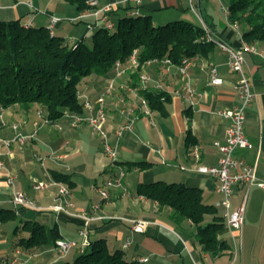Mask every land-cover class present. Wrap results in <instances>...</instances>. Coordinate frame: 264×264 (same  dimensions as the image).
Masks as SVG:
<instances>
[{
	"label": "crops",
	"instance_id": "0c3cea01",
	"mask_svg": "<svg viewBox=\"0 0 264 264\" xmlns=\"http://www.w3.org/2000/svg\"><path fill=\"white\" fill-rule=\"evenodd\" d=\"M117 1L98 0L97 7ZM226 6L227 0H141L139 5L117 4L113 10L114 14L124 13L121 9L126 7L128 14L135 11L151 15L155 25L189 22L203 30L206 28L217 41L239 46L245 27L238 23L239 28L235 29L234 22L224 11ZM76 14L75 6L65 0H0V21L20 19L25 24L47 27L51 16H57L62 20L54 25L55 35L73 41L87 40L96 27V18L89 16L79 22L66 20ZM111 17L115 24L116 16ZM254 44L258 53H245L243 65L256 94L246 110L244 122V132L251 146L235 149L234 156L253 164L257 182L264 183V43ZM189 60L185 76L179 72L178 65L151 60L115 78V88L104 96L105 130L109 141L117 147L115 159L105 153L101 137L87 123L73 127L66 116L44 122L38 117L41 110L38 104L0 106L2 138L12 139L17 131L31 133L34 122L38 123L35 137L23 145L0 146V159L4 163L0 168V209L14 210L16 216L0 218V264H61L72 261L80 252L79 244L64 256L54 244L33 248L19 244V239L30 235L21 227L25 220L39 222L46 230L57 225L59 238L80 241L77 232L81 220L49 210L57 194L56 187L40 192L33 188L36 182L53 178L52 171L68 174L74 182L70 198L73 212L87 211L104 217L91 221L89 239H105L110 250H123L129 261L139 264H264V188L257 184L249 189L244 186L237 189L233 208L248 193L243 229L240 234L225 226L219 239L227 248L217 255L203 250L190 220L175 222L169 208L159 207L155 201L136 193L139 184L176 182L201 189L205 204L215 206L220 200L215 191L216 179L200 173L198 168L218 164L219 153L214 142L224 141L229 124L221 112L239 103L234 87L239 75L231 70L227 56L215 42ZM210 64L217 67L220 84L209 82ZM143 75L148 77L144 83L140 79ZM114 76L113 67L105 74L83 78L78 85L80 99L96 98L102 93L104 82ZM187 82L193 92L190 95L186 90ZM144 89L161 90L170 96L166 114L156 110H152L151 116L143 113L140 91ZM121 109H124L123 114ZM129 120L131 130L118 138L115 130ZM13 124H17V131L12 128ZM195 146L197 158L193 155ZM140 161L149 162L150 166L139 169L125 164ZM121 170L124 171L121 184L110 186L107 199H103L98 187ZM7 174L13 177L12 185L7 184ZM14 192L24 193L37 208L26 209L14 204ZM215 207L222 214V210ZM133 219H146L150 224L145 232L134 233L130 229ZM17 226L20 227L15 231ZM127 238L131 242L124 248ZM143 257L147 261L140 262Z\"/></svg>",
	"mask_w": 264,
	"mask_h": 264
},
{
	"label": "trees",
	"instance_id": "16d2710c",
	"mask_svg": "<svg viewBox=\"0 0 264 264\" xmlns=\"http://www.w3.org/2000/svg\"><path fill=\"white\" fill-rule=\"evenodd\" d=\"M65 1L75 6L77 13L98 8L89 3L91 0ZM227 7L229 20L245 27L242 37L246 42L264 43V0H227ZM121 10L124 13L114 14V10L109 13L116 16L114 27L97 25L89 42L82 39L69 43L51 34L45 26L28 25L20 19L0 21V106L38 104L44 118L57 121L67 112H82L78 85L83 78L109 72L116 61H126L134 50L139 66L163 58L179 65L183 58L201 54L213 44L200 40L204 30L189 22L155 25L151 15H131L126 7ZM140 94L151 110L167 113L170 96L166 92L144 89ZM125 164L139 169L150 166L146 161ZM52 176L70 188L74 185L68 174L52 171ZM136 193L155 201L159 207L169 208L173 221L190 220L204 251L217 255L227 248L219 239L225 227L224 217L214 205L202 201L201 189L155 181L139 184ZM0 216L1 220L16 217L14 210L5 209H0ZM22 224L30 234L19 239V244L26 248L55 245L59 238L57 225L46 230L36 221L25 220ZM61 264L139 263L127 260L123 250H110L105 239L98 238L89 239L88 245L72 261Z\"/></svg>",
	"mask_w": 264,
	"mask_h": 264
},
{
	"label": "built area",
	"instance_id": "2783aa9c",
	"mask_svg": "<svg viewBox=\"0 0 264 264\" xmlns=\"http://www.w3.org/2000/svg\"><path fill=\"white\" fill-rule=\"evenodd\" d=\"M140 2L141 0H119L113 3H106L103 6L95 8L93 10L78 12L72 17H67L66 20L70 22H77L86 19L89 16H93L96 18V26L98 24L105 26L108 29H111L114 27V24L109 17V13L114 9L115 5H124L129 3L139 5ZM89 3L93 6H96L98 4V0H91ZM224 11L226 12V14H229L227 6L224 7ZM134 12L135 11H133L131 15L134 14ZM60 20H62L60 17L51 16L50 22L47 26L51 34L54 33V25ZM99 22H101V24ZM233 26L235 27V29L239 28L237 22H234ZM200 40L217 43L223 53L227 56L228 65L231 70H233L239 75V78L236 80L234 85L236 95L239 99V103L235 107L223 110L221 112L222 116L228 119L229 124L226 129L224 141L214 142V145L219 153L218 164L217 166L213 167L201 166L198 168V171L200 173L208 174L216 179L215 191L218 195H220V200L215 204V206L219 207L222 210V215L225 220V226L228 229L237 231L241 234L245 219V207L248 193L245 194L241 203L235 208H233L232 200L236 196V191L239 187L242 186L249 189L254 184H257L259 187L264 188L263 182H257L254 165L246 162L244 159L237 158L234 156L235 149L246 148L251 146L244 132V122L246 119V110L249 106H251V104L255 100L256 94L251 89L250 79L245 74L243 65L245 62L244 54H257L258 50L254 43L246 42L243 37L240 40L239 46H233L224 41H217L212 37L211 34L208 33V30L206 28H204V35L200 38ZM67 42L73 43L74 41L73 39H67ZM136 55L137 51L134 50L126 61H116L114 63L115 76L108 80V85L105 91L100 93L96 98H83L81 102L82 112H67L64 114V116L70 118V125L73 127H77L81 123L89 124L101 137L103 142V149L111 159H115L117 147L116 145H112V143L109 141L108 134L105 130L107 117L104 105V95L110 94L113 91V89L115 88V78L117 76H120L121 74L125 73L128 69L139 67ZM152 61L162 62L164 64H172V62L167 58L153 59ZM189 63V58H183L181 63L178 65L179 72L182 74V76L186 75V68ZM208 76L209 82L211 84H220L222 81L218 76L217 67L213 64H210L208 66ZM140 79L141 82L144 83L148 80V77L146 75H143L140 77ZM186 90L189 95L193 93L188 82L186 83ZM93 100H95V102H93ZM141 105L143 107V113L145 115L151 116L152 110L150 109L146 99L143 97H141ZM120 111L122 114L124 113V109H121ZM37 114L42 121L49 122V120L44 118L39 111ZM0 121L2 122L1 112ZM34 126L35 128L31 133L24 134L22 132L17 131V124H13L12 128L17 132L12 137V139H5L0 137V146L9 148L14 141L18 142L20 145H23L26 141L35 137L37 133L38 123L34 122ZM131 128L132 121L129 120L122 124L120 127H118L115 130V134L118 138H120L126 131H130ZM193 155L196 158L198 157V148L196 146L193 147ZM3 166L4 163L0 159V168ZM7 176V184L12 185L13 177L10 174H7ZM123 176L124 171L121 170L116 176L107 178L105 182L98 187L100 196L103 199H107V189L113 185H120ZM51 187H56L57 194L53 204L49 207V210L56 213L57 215L64 214L67 217H75L81 220L77 232L80 243L76 240L58 238L55 241V247L59 254L63 256L66 255L71 249L76 247L78 244V247H80V252H82L89 243V230L91 221L104 217L93 216L87 211L81 213L73 212L71 210L72 202L70 201L72 191L66 183L59 182L50 178L47 180L38 181L33 185V188L37 191H44ZM12 201L17 206L26 209L37 208L35 203L29 200L22 192H15L13 194ZM130 224V229L132 232L143 233L148 228L150 221L146 219H133ZM130 242V239L127 238L123 244L124 248H126L130 244ZM139 261L145 262L147 261V258H140Z\"/></svg>",
	"mask_w": 264,
	"mask_h": 264
},
{
	"label": "rangeland",
	"instance_id": "374dc122",
	"mask_svg": "<svg viewBox=\"0 0 264 264\" xmlns=\"http://www.w3.org/2000/svg\"><path fill=\"white\" fill-rule=\"evenodd\" d=\"M66 2H67V1H66ZM171 18H172L171 20H174V17H171ZM155 19H156V17H155ZM113 20H114V19H113ZM86 41L89 42V39H87ZM107 85H108V81H105V82H104V85H103V88L101 89L100 92L105 91ZM96 96H97V95H96ZM104 96H106V94H105ZM88 97H90V96H84L83 98H88ZM90 98H92V97H90ZM93 102H95V100H93ZM13 143H18V142L14 141ZM18 144H19V143H18ZM107 190H108V189H107ZM36 191H37V190H36ZM38 192H40V191H38ZM14 193H15V192H14ZM71 210H73V209H71ZM81 212H84V211H81ZM77 213H80V212H77ZM130 225H131V224H130Z\"/></svg>",
	"mask_w": 264,
	"mask_h": 264
}]
</instances>
